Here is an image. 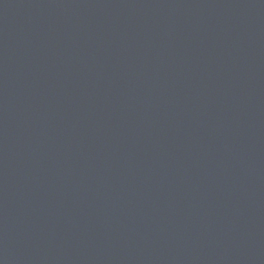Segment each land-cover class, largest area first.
<instances>
[{
  "label": "water",
  "instance_id": "1",
  "mask_svg": "<svg viewBox=\"0 0 264 264\" xmlns=\"http://www.w3.org/2000/svg\"><path fill=\"white\" fill-rule=\"evenodd\" d=\"M0 264H264V0H0Z\"/></svg>",
  "mask_w": 264,
  "mask_h": 264
}]
</instances>
